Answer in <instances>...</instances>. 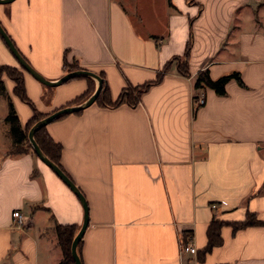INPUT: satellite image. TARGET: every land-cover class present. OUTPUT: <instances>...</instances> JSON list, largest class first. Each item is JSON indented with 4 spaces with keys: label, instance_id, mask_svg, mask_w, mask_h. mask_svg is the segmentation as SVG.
I'll return each instance as SVG.
<instances>
[{
    "label": "crops",
    "instance_id": "1",
    "mask_svg": "<svg viewBox=\"0 0 264 264\" xmlns=\"http://www.w3.org/2000/svg\"><path fill=\"white\" fill-rule=\"evenodd\" d=\"M0 25L45 79L75 64L104 79L111 101L154 80L191 42L188 75L173 62L136 106L94 102L46 125L87 205L81 264H264V0H13L0 3ZM0 65L20 69L1 37ZM203 70L213 80L236 72L244 86L205 88L196 107ZM22 72L47 115L97 87L88 76L47 86ZM1 79L0 264H59L55 226L79 229L82 204L32 152L8 155V99L23 127L32 110ZM248 214L261 224L234 230ZM212 219L221 243L202 256ZM188 242L196 254L180 252Z\"/></svg>",
    "mask_w": 264,
    "mask_h": 264
},
{
    "label": "trees",
    "instance_id": "2",
    "mask_svg": "<svg viewBox=\"0 0 264 264\" xmlns=\"http://www.w3.org/2000/svg\"><path fill=\"white\" fill-rule=\"evenodd\" d=\"M190 45L191 42L190 40H188L183 56L181 57L176 56L172 58L169 62H167L163 66L162 70L157 73L156 78L154 80L147 81L143 84L136 86L124 87L115 101H111L108 86L105 83L104 79L100 77L102 79V85L95 102L99 103L102 107H108V108H114L123 103H126L131 107L136 106L139 103L141 94L145 92L150 86L158 83L162 79L164 73L169 70L173 62L177 64L178 72L183 76H187L189 73L187 66V59L189 55ZM64 65H66L65 61H64ZM79 69L80 68L77 65L73 64L72 66H69L68 70L66 71L68 73ZM22 70L23 69L21 67L19 69L12 66L0 65V92L4 93L5 90L1 79L2 75L5 74L14 83L13 94L16 97H18L21 101L26 103L32 110L31 118L28 120L25 127H23L20 124V121L18 119L17 113L14 109L12 102L8 99V112L5 117V121L8 123L9 132L12 138V145L8 150V155L11 156L25 154L28 152H32L33 154H35L28 140V136H27L28 131L36 122L47 116V114L40 113L36 109L32 101L27 97ZM82 77L88 79L87 76H82ZM231 79H234L240 86H244L240 78V75L236 72L222 76L216 80H213L210 78L208 71L203 70L197 73L194 81V88L198 91H203V89L205 88H210L214 90V92L218 95H225L226 93L225 85ZM92 91L93 90H89L88 92H85L79 97H76L67 105L73 106V105L81 104L93 93ZM81 111L82 110H79L75 113H79ZM65 115H62L60 117H63ZM33 138L36 144L38 145V147L40 148V150L42 151V153L61 169L59 164L61 145L54 142V140L49 136L48 132L46 131V126H43L37 131H35ZM254 224H261V223L254 220L252 214H248L243 222L235 223L233 228L234 230H236ZM220 225L221 223L214 219H212V221L209 223L206 231L207 243L205 248L201 252L202 256L210 252L213 247L220 245L221 243V238L219 235ZM77 231L78 228L76 225L57 224L55 226V232L57 235L58 244L60 245L62 250V259L59 262V264H75L71 256V243ZM79 244L80 241L78 242L77 245L78 256H79V252H78Z\"/></svg>",
    "mask_w": 264,
    "mask_h": 264
},
{
    "label": "water",
    "instance_id": "3",
    "mask_svg": "<svg viewBox=\"0 0 264 264\" xmlns=\"http://www.w3.org/2000/svg\"><path fill=\"white\" fill-rule=\"evenodd\" d=\"M12 1L13 0H0V3L6 4V3H10ZM0 37L2 38V40L6 44V46L8 47V49L10 50V52L12 53V55L14 56L16 61L18 62L19 66L25 72L30 74L33 78H35L37 81H39L40 83H42L44 85L56 86V85H59L63 82H66L69 79H72V78H75L78 76H88V77L94 78L97 81V87L95 88L94 92L83 103H81L79 105H75V106H66L64 108H61V109L55 111V112H52L51 114H48L46 117H44L43 119L36 122L29 129L28 135H27L29 143L32 147V150L35 153V155L38 157V159L40 161H42L45 165H47L72 190V192L77 196L80 203L82 204L83 213H84L83 222H82L80 228L78 229V231H77L76 235L74 236L72 243H71L72 259H73L75 264H81L80 258H79L78 253H77V245H78V242L80 241V239L82 238V235H83V233L86 229V226L88 224V212H87L88 210H87V205H86L85 199H84L83 195L81 194V192L78 190V188L68 178V176H66V174H64V172L56 164H54L52 161H50L42 153V151L40 150V148L38 147V145L34 141L33 135H34L35 131H37L38 129H40L43 126H46L48 123L56 120L60 116L65 115V114H69V113H74V112H77L79 110L85 109L88 106H90L92 103H94L99 92H100V88L102 85V79L98 75H96L90 71L79 69V70L71 71V72L64 74L63 76H61L56 81L47 80L41 74H39L32 66H30V64L18 52V50L14 46L13 42L11 41L10 37L7 35V33L5 32V30L3 29V27L1 25H0Z\"/></svg>",
    "mask_w": 264,
    "mask_h": 264
},
{
    "label": "built area",
    "instance_id": "4",
    "mask_svg": "<svg viewBox=\"0 0 264 264\" xmlns=\"http://www.w3.org/2000/svg\"><path fill=\"white\" fill-rule=\"evenodd\" d=\"M205 102V96L204 92L200 91L197 96L193 98V103L196 107L202 106ZM11 218L12 222L17 228H24L26 226V218L23 216V214L19 210H13L11 212ZM196 248L195 246L188 242L187 244H182L180 247L181 253H189V254H196Z\"/></svg>",
    "mask_w": 264,
    "mask_h": 264
},
{
    "label": "rangeland",
    "instance_id": "5",
    "mask_svg": "<svg viewBox=\"0 0 264 264\" xmlns=\"http://www.w3.org/2000/svg\"><path fill=\"white\" fill-rule=\"evenodd\" d=\"M83 102H84V101H83ZM83 102H82V103H83ZM4 120H5V119H4ZM5 122H6V121H5Z\"/></svg>",
    "mask_w": 264,
    "mask_h": 264
}]
</instances>
